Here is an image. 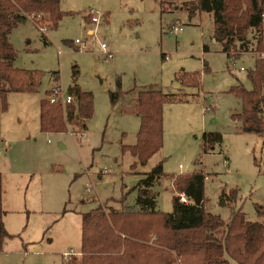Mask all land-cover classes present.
Returning <instances> with one entry per match:
<instances>
[{
    "label": "rangeland",
    "instance_id": "1",
    "mask_svg": "<svg viewBox=\"0 0 264 264\" xmlns=\"http://www.w3.org/2000/svg\"><path fill=\"white\" fill-rule=\"evenodd\" d=\"M187 1L196 0H59L62 16L55 26L39 10L25 12L26 19L11 29L13 65L42 73L35 89L8 91L5 110L0 99V206L13 234L3 242L0 264L79 258L83 213L99 204L120 208L122 199L135 205L142 178L160 161L163 173L150 186L158 210H172L171 174L202 169L210 211L227 219L231 206H240L248 219L264 223V213L256 210L264 206L262 135L244 131L232 116L243 104L230 91L239 83L252 87L247 71L257 56L264 60V44L253 50L256 37L249 33L252 49L228 57L213 38V13L190 12ZM89 10L103 13L97 25ZM177 22L183 29L169 31ZM54 72L63 89L75 81L92 92L86 128L68 124L64 131H40L39 103L56 83ZM180 74L186 81L196 74L199 83H184ZM117 79L122 94L112 101ZM149 87L167 96L163 142L145 163L132 166L136 157L122 145L136 141L135 92ZM204 132H220L223 140L204 152ZM231 188L237 189L236 201L221 205V190Z\"/></svg>",
    "mask_w": 264,
    "mask_h": 264
},
{
    "label": "trees",
    "instance_id": "2",
    "mask_svg": "<svg viewBox=\"0 0 264 264\" xmlns=\"http://www.w3.org/2000/svg\"><path fill=\"white\" fill-rule=\"evenodd\" d=\"M194 9L213 13V38L222 43L228 57L239 50L250 49L249 33L256 37L255 51L264 44V0H196L185 2ZM47 11L55 26L62 16L59 0H0V99L7 108L6 94L11 90H33L41 71L13 65L16 52L8 34L25 12ZM24 12V13H22ZM89 16V15H88ZM90 18V17H89ZM238 42V44H237ZM204 49L207 46L203 45ZM251 88L236 84L230 91L242 99V110L232 116L241 121L244 131L262 135L264 145V60L257 56L254 67L247 71ZM184 83L198 84L192 74L177 75ZM55 80L58 75L54 72ZM117 90L110 93L114 101L121 94L120 79ZM66 91L73 96L64 105L40 99V131H64L68 124L86 128L92 116L93 94L74 81ZM51 89L46 90L48 95ZM167 96L160 88L149 87L137 92L134 109L140 117L136 141L123 144L136 157L132 166L145 163L162 146L163 103ZM223 140L220 132H204L201 148L206 152ZM163 173L162 162L157 163L138 187L135 205L106 208L99 204L82 215L81 256H72L61 264H264V223L250 220L241 207H232L227 219L210 211L205 205L202 169L171 174L173 186L172 210L156 208V193L150 187ZM183 193L189 200L181 201ZM1 195V173H0ZM237 189L221 190L219 203L230 205L236 201ZM258 213L264 206L257 204ZM4 210L0 206V250L5 238L11 237L4 225Z\"/></svg>",
    "mask_w": 264,
    "mask_h": 264
},
{
    "label": "built area",
    "instance_id": "3",
    "mask_svg": "<svg viewBox=\"0 0 264 264\" xmlns=\"http://www.w3.org/2000/svg\"><path fill=\"white\" fill-rule=\"evenodd\" d=\"M88 15L90 17L91 22H93L95 25L99 23L101 20V17H103V13L99 12L98 10H89ZM35 24L38 26L39 29L42 31H45L47 27L40 26L36 21L33 20ZM183 29V25L179 22L175 24H170L169 31L171 32H180ZM87 32L89 34L95 33V28H88ZM75 42L79 43V47L85 48V43L81 42L80 38H75ZM101 46L104 48L106 45L104 42H101ZM51 92L47 95V98L50 102L54 103H61L64 105L67 102H71L73 100L72 94L68 93L66 90H64L60 85H54L51 88ZM224 163H228L227 158H224ZM179 198L181 201L188 202V198L183 194H179ZM68 252H64L66 254Z\"/></svg>",
    "mask_w": 264,
    "mask_h": 264
},
{
    "label": "crops",
    "instance_id": "4",
    "mask_svg": "<svg viewBox=\"0 0 264 264\" xmlns=\"http://www.w3.org/2000/svg\"><path fill=\"white\" fill-rule=\"evenodd\" d=\"M26 18H24L23 20L21 19L20 21H24ZM19 21V22H20ZM86 45V44H85ZM78 47H79V44H78ZM80 48V47H79ZM85 48H86V46H85ZM250 48L252 49V46L250 45ZM254 50V49H253ZM58 80V79H57ZM57 80H56V83H54L52 86H54V85H60L58 82H57ZM61 86V85H60ZM62 87V86H61ZM64 90H66V89H64ZM138 90H140V89H138ZM138 90L135 92L136 93V96H137V92H138ZM139 116V115H138ZM139 119H140V117H139ZM181 172V171H180ZM113 208H115V207H113Z\"/></svg>",
    "mask_w": 264,
    "mask_h": 264
},
{
    "label": "water",
    "instance_id": "5",
    "mask_svg": "<svg viewBox=\"0 0 264 264\" xmlns=\"http://www.w3.org/2000/svg\"><path fill=\"white\" fill-rule=\"evenodd\" d=\"M24 18H22V20H23Z\"/></svg>",
    "mask_w": 264,
    "mask_h": 264
}]
</instances>
